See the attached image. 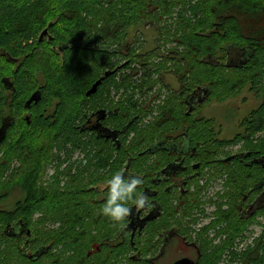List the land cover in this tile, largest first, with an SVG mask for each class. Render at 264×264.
<instances>
[{"label":"trees","instance_id":"obj_1","mask_svg":"<svg viewBox=\"0 0 264 264\" xmlns=\"http://www.w3.org/2000/svg\"><path fill=\"white\" fill-rule=\"evenodd\" d=\"M168 16L176 22L172 35L169 32L170 25L167 24L170 20L166 18ZM52 19L54 22H51ZM46 23L49 24L47 28L44 27ZM159 24L162 26L156 30L160 36L167 35L170 38L167 43L146 54H137L134 64L128 59L118 68H115L117 65H112L113 57L127 55L132 50L130 45L120 44L126 27H158ZM44 28L45 36H48L44 40L51 46L58 45L62 49V59L58 58V54L47 52L50 56L44 57L39 65H35L33 61V70L41 69L44 76V84L34 89H29L32 75L27 74L33 70L29 71L23 64H19L20 60L17 61L19 65L12 83L14 90L10 97V115L15 117V112L26 110L23 107L24 101L36 89L40 91L41 99L37 104H31L33 106L30 108L32 114L29 115V123L21 121L18 126L19 134L10 141L5 136L2 144L0 143V147H4L0 149L3 152L0 159V190L6 189L15 181L26 193V199L19 202L14 210L0 211V264L35 263L36 255L32 256V261L28 258L32 251L26 255L18 251L24 246V238H20L18 234H8L19 222L22 226L19 224L18 230L29 231L26 238L29 244L35 239H43L45 243L54 240L66 247L85 246L82 225L83 219L88 216L83 209L87 184L78 189L47 191L38 187L44 166L49 161L58 159V153H62L66 158L64 161H67L71 152L81 150L87 157L88 154L92 156L88 166L78 171L68 187L76 186L80 173L89 174L90 183L94 185L97 180L93 178L100 167L108 165L111 160L112 148L92 136H85L76 125L82 120L85 111L93 110L102 99L109 103L120 93L125 98V102L121 103L122 110L128 115L119 119L122 120L121 126L125 134L120 148V152H123L122 161L119 167L114 166L118 164L117 161L112 166L119 169L128 154L137 159L138 153L147 155L146 148L152 141L162 139L161 135L170 126V122L178 118V104H182L177 91H173L175 98L169 95V100L164 101L163 96L166 95L160 92H165L166 88L160 81L162 73H169L177 79L183 95L199 88L202 92H207L204 99L224 103L245 90L261 100L258 109L252 112L249 123L243 121L242 133L231 141L216 138L212 119H202L200 123L191 125V116L186 120L189 132L200 129L197 132L198 141L203 136V140L206 137L215 138L210 141L215 145L210 146L211 151L218 150L219 154L221 149L243 144L244 141L241 150L262 157L260 164L242 163L239 171L233 174L228 169L231 168L230 162L235 159L227 162L213 157L215 164L227 168L230 175L227 186L231 187L232 184L233 196L228 194L229 209L223 214L227 224V238L223 240L222 246L212 251L206 247L201 262L215 264L228 249L231 262L264 264V230L253 248L246 249L241 254L232 250L235 240L243 234L251 221L257 215H264V0H0V59L6 64L14 65L11 63L12 59L19 58L12 46H20L21 42L27 45L36 42L38 33ZM44 40L41 43L37 41L36 46L43 45ZM81 42H89L90 45L87 49L81 48ZM168 44L173 47L166 49ZM159 48L163 49L161 53ZM38 54L39 50L32 53V60H37ZM168 65L171 66L170 71L166 70ZM22 68L25 71L21 73ZM105 72L112 73L103 79L94 94L85 98L84 94ZM2 80L3 77L0 79V117L6 112L4 108H7L6 88ZM154 89L157 94L148 99ZM131 92L138 95L137 100L130 95ZM54 98L56 107L52 117L47 116L44 111H47L45 109ZM72 100H75V108L69 110L66 103ZM152 103L158 106L157 116L153 117V123L146 126L141 123V119L152 114ZM131 111L134 115H130ZM134 116L136 120L133 122ZM15 123L10 127H14ZM254 135L257 138L253 139ZM129 138L131 141L126 145ZM54 148L57 155H52ZM203 157L202 151L201 158ZM213 158L204 157L203 161H211ZM13 160L19 163V173H11L10 182L3 185L1 181ZM90 192L95 191L91 189ZM243 197L251 200L256 198L252 202L253 207L259 200L262 203L251 215L239 216L236 205L240 204ZM4 198L5 194H2L0 201ZM35 212L42 214L33 219ZM47 224L51 226L47 227ZM56 225L57 227H52ZM52 230L63 233L55 237ZM41 231H44L42 235L39 233ZM34 246L35 243L31 245ZM148 251L144 249V254ZM126 264L135 263L128 259Z\"/></svg>","mask_w":264,"mask_h":264},{"label":"flooded vegetation","instance_id":"obj_2","mask_svg":"<svg viewBox=\"0 0 264 264\" xmlns=\"http://www.w3.org/2000/svg\"><path fill=\"white\" fill-rule=\"evenodd\" d=\"M45 38H48V36H45L42 40ZM39 43L41 42L39 41ZM81 43V48L87 49L90 45L88 44L89 42ZM52 48L54 53L62 55V49L60 50L58 45L56 47L52 46ZM18 60L20 59H12L11 63L19 65ZM118 67L116 66L115 68ZM16 71L17 69L13 72L12 77H3L2 80L6 88L8 111H10L9 107H11L10 97L14 90H12V83L14 82V73ZM163 77L161 76L160 78L162 84H164ZM177 83L179 86L177 90L165 85L166 93H163L166 97L163 96V99L164 101L169 100V95L175 98L176 95H173V91H177V96H181L182 104H178L180 105L178 118L170 122V126L161 135L162 139L152 141L150 146H148L149 148H146L147 155L143 152L138 153L137 159L128 154L125 163L119 169L117 167H119L122 161L121 156L123 155V152H120V148L125 139L124 129L121 126L122 120L119 119L128 115L123 112L121 107L122 93L113 97L112 102L110 101L111 103L102 99L93 110H87L83 113L82 120L76 125V128H79V132L85 136H92L110 149L112 148L109 164L100 167L98 174L93 178L97 182L91 185L89 174L87 175V182H85L87 185L83 209L84 213L88 214L83 219L84 224L82 225L85 246L81 248L66 247V245L62 246L54 240L45 243L43 239H38V241L35 239L29 244V241L26 240L28 237L27 231H9L8 234L10 236L18 234L20 238H24V246L18 249L22 255L32 251L28 258L32 261V256L36 255L34 264H126L128 259L135 264H172L182 258L190 259L195 264H204L201 262L202 254L207 250L205 249L206 247H210L214 243L213 238L217 236L219 240L221 237L223 239L227 238V235H225L227 224L224 221L223 214L229 209L226 203L228 194L233 196L232 184L231 187L227 186L228 177L230 176L228 170L233 174L235 171H239L242 163H248V165L255 163L258 165L262 157H256L251 155L249 151L241 150L244 141L243 144L230 145L219 151L220 154L229 147V150L237 148L233 153L227 152L225 155H223L224 153L219 155L218 150L215 149L209 150L210 146H215L214 143L210 142L215 138L209 139V137H206L203 140V136L198 141L197 132L200 129L196 128L198 131L193 129L189 132L186 118L191 116L189 125L200 123L202 119H206L202 117V103L204 102L205 104L210 99H204V92L199 90V88L183 95L181 86L178 81ZM36 91L39 90L36 89L34 92ZM84 96L86 95L84 94ZM85 98L89 97L86 96ZM28 99L24 101L23 107ZM32 106L30 105L27 109L30 110ZM151 107L153 109L152 114L147 115L148 118H151L149 124L153 123V117L157 116L156 110L158 106L156 107L152 103ZM257 109L253 110V112ZM129 113L134 115L132 111ZM251 115L252 112L243 121L249 123ZM28 116L24 114V120ZM14 118L9 112V114L1 117L0 125H2V122L9 124V131L10 126L15 123L16 119L14 120ZM132 120L134 122L136 116ZM213 121L215 123V120ZM244 122L240 123L239 134L225 141H231L237 135H240L243 131L242 123ZM216 132L220 133L221 131L216 130ZM216 132L213 129L215 135ZM131 136L133 135L131 134ZM255 138H257V135L253 136V139ZM207 142L209 143L205 144ZM204 147L206 149H203ZM202 151L206 158L214 157L217 158L216 160H227V162L235 159V161L230 162L231 168L227 170V168L215 164L216 160L214 158L211 161L204 162V157L201 158ZM91 156L90 154H88V157L85 155L87 162H89ZM116 161L118 164L114 166L117 167H113L112 165ZM70 172L69 170L67 175ZM117 173H120L126 182L131 179L140 180V183L132 193L133 198L129 199L125 205L132 212L120 222L113 221L101 212L110 192L107 182ZM91 189L95 192L91 193ZM207 192H213L216 197L214 203L217 205V209L212 220L208 218L205 206L202 204ZM140 195L147 199L148 204L144 208L137 209L134 200L138 199ZM256 198L251 200V198L243 197L240 204L236 205L238 215L248 216V214L254 212L262 203L259 200L253 207L252 204L254 203L252 202ZM223 203L226 205L221 207ZM74 211L78 212L75 208ZM204 222L206 223L204 224ZM52 227H57V225ZM198 227H200L199 233L201 234L194 232V229L198 231ZM246 230L247 227L243 234L246 233ZM208 231H212L211 237L207 236ZM51 232L55 237H57V234L63 233L59 230H52ZM39 233L42 235L44 231ZM33 243L36 246L31 247ZM124 245L126 246L123 248ZM144 249L149 251L144 254ZM169 252H185L189 256L184 255L168 263ZM21 264H26V262Z\"/></svg>","mask_w":264,"mask_h":264},{"label":"rangeland","instance_id":"obj_3","mask_svg":"<svg viewBox=\"0 0 264 264\" xmlns=\"http://www.w3.org/2000/svg\"><path fill=\"white\" fill-rule=\"evenodd\" d=\"M169 18L168 20V25H170V35L173 34V30L175 28L176 22L171 19L172 17H166ZM51 22H54L53 19ZM48 23L45 24L44 27H48ZM162 26V24H159L158 27H153L151 25H131L129 27H126L121 40L120 44H128L130 47H132V50H129L127 55L123 56H115L112 58V65H117L119 66L123 62H126L128 59L132 60L133 64L136 62L135 56L137 54H146L153 49L158 48L159 46H163V43H167V41L170 39L168 38L167 35L165 36H160V33L156 30L159 29ZM167 26V25H166ZM165 26V27H166ZM43 31H46L44 28ZM42 31V32H43ZM42 32L38 33L37 36V41H39V37L42 34ZM120 36V35H119ZM45 37V36H44ZM43 37V38H44ZM42 38V39H43ZM119 40V39H118ZM36 42H30L28 45L25 42H21V45L19 46L18 44H14L12 48H14L17 52V56L20 59L19 64H23L24 67L28 68L29 71L33 70L34 65H39L41 60L46 57L50 56L47 52H51L54 55H57L54 53L53 48L51 44L47 41L44 40V44L41 46H36ZM34 43V44H33ZM119 43V42H118ZM173 45H166V49L172 48ZM39 50L38 54V59L32 60L31 54L34 53V51ZM162 48H159V53L162 52ZM56 51V50H55ZM58 58L61 57L60 54H58ZM131 58V59H130ZM62 59V57H61ZM156 59V58H155ZM115 60L117 63H114ZM132 64V67H133ZM18 68V65H11V64H6L3 60L0 59V79L2 77H12L13 72ZM171 66L168 65L166 67V70L170 71ZM25 69H21V73L24 72ZM28 71V70H27ZM28 71V72H29ZM32 75V79H29L30 82V88L29 89H34L37 86H42L44 84V79H43V72L41 69H36L31 71V73H27ZM164 85L170 86L172 89L177 90L178 83L176 79L171 76L169 73H162ZM27 78V77H26ZM28 78L26 79V81ZM159 88V85H157ZM165 90V89H164ZM156 89H154L150 94L148 95V99L157 94L155 93ZM163 93L162 91H160ZM6 95V94H5ZM130 95H133L134 100L135 98L138 99V95L135 94L134 92H131ZM129 95V96H130ZM125 98L122 97V104L125 102ZM260 99H257L253 93H250L249 91H242L241 94L238 96L227 100L224 103H215L214 100H209L207 103L204 104L202 103V113L204 118L206 119H213L215 120L213 129L215 130H220V133L216 132V138L218 140H230L233 136L236 134H239V126L240 123L243 122V120L249 116L253 110L257 109L258 105L260 104ZM57 102L56 99H52V103L50 104L49 107L46 108L43 107L47 111L45 112V115H49L52 117L53 110L55 109ZM66 107L69 110H72L75 108V100L69 101L66 103ZM6 111V112H5ZM133 111V110H132ZM5 114L2 116H5L11 113V111L8 112L7 108H4ZM8 112V113H7ZM24 114H27L31 116L32 110H21L19 112H15L14 116L16 118V125L11 128L7 136L9 137V141L11 138L16 137L19 134V128L18 126L21 124V121H24ZM133 114V113H132ZM131 114V115H132ZM1 116V117H2ZM0 117V120H1ZM29 117V116H28ZM53 120V119H52ZM151 118H148L147 116L144 117L141 121L143 125H149ZM25 123V122H24ZM131 139H127L126 145L130 143ZM2 147V146H1ZM0 147V149H1ZM230 148V147H229ZM227 148L226 150H223L219 155H225L227 152L233 153V151L237 150V148L230 149ZM4 149V147H2ZM228 150V151H227ZM52 155H57L56 149L54 148L52 151ZM3 156V152H0V159ZM55 158V157H54ZM66 158L63 156L62 153H58V159H54L52 161H49L48 164L44 166V172L43 175L40 179V182L38 184V187H43L47 191L48 189H58L60 191L68 190V189H78L81 188V186L85 185V182H87V174L80 175L78 181L76 182L75 187H68L70 181L76 176L78 171L82 170L83 168H86L88 166L87 158L85 157L84 153L81 150H75L74 152H71L67 158V161H64ZM63 161V162H62ZM19 163L16 160H13L9 171L4 174L2 183L3 185H6L9 181V175L14 172V174H18L19 170ZM71 171L69 175H67V171ZM77 177V178H78ZM76 180V179H75ZM16 182L13 181L10 183L6 189L0 190V196L2 194H5V198L0 201V211L1 212H9L15 209V206L19 202H23L26 199V193L21 189L20 186L15 184ZM216 201V197L213 194V192H207V195L203 198V205L205 206V211L207 212L208 218H211V220L215 217V212L217 209V205L214 203ZM225 202V201H224ZM227 203V202H226ZM226 204L223 203L221 205L225 206ZM220 206H218L219 209H221ZM41 212H35L32 216L33 219L38 218L41 216ZM200 223V222H199ZM206 222H204L205 224ZM47 227H50V224L46 225ZM199 228L198 231L197 229H194V232L197 234L199 233ZM264 230V215H259L257 218H255L251 223L247 226L246 233L239 236L236 240L234 245L232 246V250L236 252L237 254H241L244 250L246 249H251L256 245V242L260 240L262 236V232ZM212 231L207 232V236L211 237ZM226 235V233H225ZM194 237V236H193ZM214 243L210 245L209 249L212 251L217 247L222 246L223 244V237L218 238L214 237ZM223 239V240H222ZM264 245V239H263V244ZM264 248V246H263ZM189 256L185 252H169L168 254V263L172 262L178 257L181 256ZM215 264H238V262H231L230 258L228 256V249H226L221 258L217 261Z\"/></svg>","mask_w":264,"mask_h":264},{"label":"clouds","instance_id":"obj_4","mask_svg":"<svg viewBox=\"0 0 264 264\" xmlns=\"http://www.w3.org/2000/svg\"><path fill=\"white\" fill-rule=\"evenodd\" d=\"M107 183L110 187V192L101 212L103 215L110 217L113 221H123L132 212V210L125 205L129 199L133 198L132 193L140 183V180L131 179L126 182L121 174L117 173ZM134 204L137 209H141L148 204V201L143 195H140L138 199L134 200Z\"/></svg>","mask_w":264,"mask_h":264},{"label":"water","instance_id":"obj_5","mask_svg":"<svg viewBox=\"0 0 264 264\" xmlns=\"http://www.w3.org/2000/svg\"><path fill=\"white\" fill-rule=\"evenodd\" d=\"M46 35V31H43L42 34L40 35L39 37V41L42 40V38ZM112 72H105L104 75L98 79L93 85L92 87L85 93V95L88 97L92 94H94L97 90V88L99 87V85L101 84V82L103 81V79L105 77H108ZM204 94L207 95V92L205 91ZM41 99V93L40 91H36L34 92L30 98L25 102V105L24 107L27 109L30 107L31 104H37ZM26 122L29 123V117H26ZM8 127H9V124H5L2 122V125L0 126V143L4 140L5 136H6V132L8 130ZM227 161V160H226ZM253 212L250 213V215L252 214ZM21 225L22 226V223L19 222L15 227H13L11 230L12 231H15V230H18V228L20 227H17L18 225ZM27 234L29 236V231H27ZM172 264H195L192 260L190 259H187V258H182V259H179L177 261H175L174 263Z\"/></svg>","mask_w":264,"mask_h":264},{"label":"bare ground","instance_id":"obj_6","mask_svg":"<svg viewBox=\"0 0 264 264\" xmlns=\"http://www.w3.org/2000/svg\"><path fill=\"white\" fill-rule=\"evenodd\" d=\"M227 177V176H226Z\"/></svg>","mask_w":264,"mask_h":264}]
</instances>
